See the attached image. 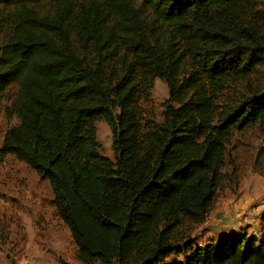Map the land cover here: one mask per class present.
Listing matches in <instances>:
<instances>
[{"label":"trees","instance_id":"1","mask_svg":"<svg viewBox=\"0 0 264 264\" xmlns=\"http://www.w3.org/2000/svg\"><path fill=\"white\" fill-rule=\"evenodd\" d=\"M263 72L254 0H0V101L16 89L18 120L0 163L49 183L83 264H264V214L259 236L192 238L220 189H240L235 139L264 135Z\"/></svg>","mask_w":264,"mask_h":264},{"label":"rangeland","instance_id":"2","mask_svg":"<svg viewBox=\"0 0 264 264\" xmlns=\"http://www.w3.org/2000/svg\"><path fill=\"white\" fill-rule=\"evenodd\" d=\"M254 1L260 9L264 8V0ZM16 95V89L12 88L8 98L0 101V149L8 131L18 125L11 107ZM168 98L167 84L156 79L151 100L145 107L155 114L158 121L163 118L164 103ZM96 132L102 155L113 160L111 129L105 122H99ZM234 146L238 168L235 175L241 180L240 189L233 194L224 185L219 191L218 201L226 197L239 198L248 181L250 188L247 189L246 184L245 189L254 194L259 177L264 178V135L253 129L238 136ZM259 187L260 193H263L264 184L260 183ZM53 198L47 181L14 156H5L0 163V264H83L77 257V247L70 230L52 205ZM204 223L192 231V238L197 244L210 240ZM181 259V255L174 254L162 264Z\"/></svg>","mask_w":264,"mask_h":264},{"label":"crops","instance_id":"3","mask_svg":"<svg viewBox=\"0 0 264 264\" xmlns=\"http://www.w3.org/2000/svg\"><path fill=\"white\" fill-rule=\"evenodd\" d=\"M256 183L258 184L257 193L247 192L245 184L239 198L226 197L217 200L215 208L204 223L208 237H210V240L204 244L217 242L220 237L226 235L259 236L261 216L264 214V198L259 203L264 192L260 193L259 184H264V178L259 177V181ZM249 188L250 184L247 185V189Z\"/></svg>","mask_w":264,"mask_h":264}]
</instances>
